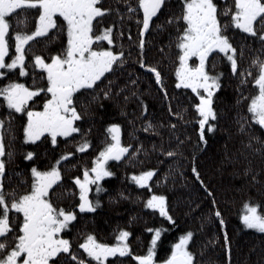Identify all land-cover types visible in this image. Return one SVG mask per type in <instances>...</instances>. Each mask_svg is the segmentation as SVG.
Here are the masks:
<instances>
[{"label":"snow or ice","instance_id":"6c2138e0","mask_svg":"<svg viewBox=\"0 0 264 264\" xmlns=\"http://www.w3.org/2000/svg\"><path fill=\"white\" fill-rule=\"evenodd\" d=\"M120 2L124 6L122 9L105 7L103 0H0V109H6L0 111V264H64V261L68 264H106L110 257L117 258V261L109 264H124L119 258L127 257H131L136 264H196L195 254L189 245L194 235L191 230L171 243L170 252L160 261L156 257L162 243V231H165L162 227L146 229L151 233V239L143 254H133L129 243L131 233L126 229L118 231L114 243L102 242L94 234H87L78 245L86 258L73 251L64 233L77 219V214L56 206L51 195L54 186L63 183L61 164L73 156L71 152L60 155L50 167L41 169L37 163H32L37 153L26 151L23 159L32 163L28 170L30 184L22 180L21 183L26 185L22 192H17L15 188L6 190L4 186L7 166L14 162L17 155L11 144L16 139V114H21V150L26 145L35 146L37 142L49 138L51 144L56 146L58 137H71L81 132L77 122L82 121L88 111L85 97L91 96V101H95L102 92L104 98L108 99L115 88L116 95L129 91L131 96L139 99L138 83L141 76L138 74L133 78L135 69L127 73L123 86L116 87L120 78L117 73L124 75L129 59L154 76L155 84L164 92V99H168L159 64L147 63V36L154 32H166L168 47L171 49L174 45L176 49V88L191 89L195 94L190 104L198 114L196 147L206 144L207 134L214 133L219 124L220 114L214 102L218 90L223 86L222 77L225 73H212L207 70V64L213 57L222 54V58L230 65L231 75L239 78L234 122L238 126L237 133L247 137V143L241 140L243 147L240 154L245 157L248 154L264 156V140L260 135L253 134L254 125L264 130V56L258 54L250 61L249 68L255 69V74L253 71L241 70L237 57L238 54L243 57L246 45L241 44L238 50L233 43L238 33L247 34L244 39L259 43L261 47L258 52L264 53V0H178V14L172 12V0ZM162 11L166 19L155 22L153 18L159 19L158 14ZM18 13L23 15L17 19L14 28L11 18ZM114 13L117 19L109 24V17ZM125 19L135 20L138 27L137 39L133 40L130 35L128 37L131 43L127 45V52L126 45L119 39L123 31L116 32L117 23L123 28ZM230 31L232 35H229ZM41 40L48 49V55L33 53L29 56L32 44ZM57 43L59 46L53 51L50 45ZM133 51H136L135 58H132ZM193 58L198 62L190 63ZM29 66L33 70L31 85L20 80L29 75ZM212 67L215 68V63ZM36 69L40 70V80L46 81L41 86L36 83ZM109 76L113 79H109ZM4 80L7 82L4 83ZM105 80L108 81L107 85H104ZM249 82L253 88L246 94L244 86ZM129 85L137 90L132 91ZM41 93L44 96L42 107H33L29 102L35 103L34 98ZM124 99L127 102L129 97L125 96ZM139 102L144 108L141 112L143 118L148 106L143 100ZM186 111L187 108L172 112L169 107V112L179 120L184 119ZM121 115H125L123 110ZM169 127L175 136L176 125L170 124ZM155 128L151 120L145 121L143 125L145 132L154 131ZM121 131L120 123H109L105 128L104 146L93 158L92 166L83 167L82 178L79 175L72 177L78 189L79 204L76 207L80 213L95 212L100 206V200L90 199L89 193L92 186H95L97 197L105 191L101 181L115 175L109 168V161L123 162L126 154L134 158L142 150L137 147L135 152L130 153L133 146L122 143ZM134 131L129 135L134 136ZM6 138L9 143L5 142ZM183 143L178 140L177 148ZM90 146L91 142L83 138L77 151L84 152ZM182 154L176 150L164 152L169 158ZM192 161L191 171L195 181H199L207 195L212 196L196 166L195 155ZM250 165L251 161L249 167L244 169L245 176L253 171ZM155 171L144 170L130 178L143 188L149 186ZM258 171L251 177L253 183L259 182ZM14 174L23 175L22 172ZM148 190L151 192L150 186ZM212 205L215 208V199ZM144 207L174 223L166 195L152 193L144 202ZM214 216L223 228L225 221L218 208ZM239 219L244 227L264 233V203L245 202ZM210 243H215V240ZM224 246L230 251L227 233L224 235Z\"/></svg>","mask_w":264,"mask_h":264},{"label":"trees","instance_id":"16d2710c","mask_svg":"<svg viewBox=\"0 0 264 264\" xmlns=\"http://www.w3.org/2000/svg\"><path fill=\"white\" fill-rule=\"evenodd\" d=\"M103 2L105 7L115 9L124 7L120 0H103ZM172 4V12L178 14L180 11L178 0H172ZM140 15L142 17V13ZM158 17L159 19L154 17L153 20L162 22L166 19L163 11L158 14ZM116 19L114 13L109 17V24ZM120 31L124 34L119 39L126 45L127 52L129 51L127 45L131 43L128 40L129 35L133 40H136L138 35L135 20L125 19L123 28L117 23L116 32ZM229 35H232L231 31ZM246 35L238 33L233 40L238 50L241 44L246 45L243 57L241 58L238 54V66L241 70L253 71L255 74V69L249 68L250 61L258 54L264 56V53L258 52L261 47L259 43L251 39L245 40ZM147 41V63L159 64L168 99H164V92L160 91V86L155 84L154 76L147 69H141L139 64H133L132 59H129L124 75L117 73L120 78L116 87L123 86L126 83L127 73L135 69L133 78L138 74L141 76L138 83L139 99L131 96L129 91L116 95L115 88L112 97L108 99L104 98L102 92L95 101H91V96H87L84 98V103L89 105L88 111L84 114L82 121L77 122L81 127L80 133H74L71 137H58L56 146H53L49 139H42L43 142H38L35 146L27 145L28 148H38L41 151L39 156L44 158V168L50 167L60 155L73 153V156L68 157V160L61 164L63 183L58 187L54 186L51 190L52 202L56 206L72 210L77 214V219L65 231V238L70 240L73 251L86 258V254L78 248V245L83 242L87 234H94L102 242L114 243L118 231L126 229L131 233L129 243L133 254H143L151 239V233L146 229L162 227L165 231H162V243L158 247L156 257L157 261H160L170 252L171 243H175L181 234L191 230L194 235L189 245L190 250L195 254L196 264H264V233L244 227L239 219L245 202L264 203V156L248 154L245 157L240 154L243 147L241 140L247 143V137L237 133L238 126L234 122L237 112L236 87L239 78L231 75L230 65L222 58V55L213 57L208 62V71L225 73L222 77L223 86L218 90L214 102L220 114V120L214 133L207 134V143L200 144L197 148L198 114L190 104L195 94L191 92V89L176 88L174 74L176 49L174 45L171 49L168 47L169 37L166 32H154L147 36ZM40 42L44 43L43 40ZM58 46V43L50 45L53 51ZM42 49L45 53L48 52L45 46ZM135 57L136 51H133L132 58ZM213 63L215 68L212 67ZM28 78H31L32 82V75ZM109 79L113 77L109 76ZM40 82V77L37 75V86ZM107 83L108 81L105 80L104 85ZM129 88L132 91L137 90L131 88V85ZM252 88L253 85L249 82L244 86L245 93L247 94ZM125 96L129 97L127 102H125ZM140 100L148 106V111L143 118H141V112L144 108ZM169 107L172 112H181L187 108L184 119H177L169 112ZM122 110L125 115H121ZM148 120L156 126L154 131L143 130V125ZM185 121L189 122L185 123ZM109 123L121 124L122 143L133 146L130 148V153L135 152L137 147H141L142 150L134 158L126 154L123 162L109 161V168L115 175L101 181L105 191L101 192L99 197L95 192V186H92L89 193L90 199L100 200V206L95 212L80 213L76 207L79 204L78 189L75 188L72 177L77 175L81 177L83 167L92 166L93 158L104 146L105 128ZM170 124L176 125L175 136L170 131ZM134 129V136L129 135ZM16 132L19 130L16 129ZM253 134L260 135L264 140V130H260L256 125H254ZM83 138H87L91 146L84 152H79L77 148ZM178 140L184 141L180 148H177ZM169 150H176L183 154L169 158L164 155V152ZM244 151L247 153L248 150ZM194 155L196 166L212 192V196H208L200 186V182L195 181L191 171ZM37 159L36 156L34 159L36 163ZM249 161L253 171L245 176L244 169L249 167ZM150 169L156 170L149 181L151 192L148 190L149 186L142 188L130 178L133 174ZM257 170H259L257 175L259 182L253 183L251 177L257 174ZM152 193L166 195L174 223L160 217L158 212L154 213V210L144 207V202ZM213 199L216 201L215 208L212 205ZM217 208L225 221L223 228L219 224V219L214 216ZM130 220L131 223H129ZM225 233L230 241V251L224 246ZM137 237L140 239L137 240ZM211 240H215V243H210ZM119 259H122L124 264H136L131 257ZM111 261H117V258H108L106 264ZM64 264L68 262L64 261Z\"/></svg>","mask_w":264,"mask_h":264},{"label":"flooded vegetation","instance_id":"af4514ba","mask_svg":"<svg viewBox=\"0 0 264 264\" xmlns=\"http://www.w3.org/2000/svg\"><path fill=\"white\" fill-rule=\"evenodd\" d=\"M22 16V14L18 13L16 16H13L11 18V22L13 24V27L15 28L16 25V21L17 19H19ZM30 26V25H29ZM21 27H23V25H21ZM14 43V41H13ZM35 44V45H34ZM31 46V50L29 51L28 55L31 56L33 53L35 54H43V55H48V52L45 53L44 52V43L42 42H38V43H34ZM12 52L14 53V47L12 48ZM222 55V54H221ZM32 69L29 66V75L26 78H20L21 82H24L28 85H31L32 82L30 81V79L28 77H30L32 75ZM37 75H39L40 70L36 69L34 70ZM40 77V76H39ZM41 81V80H40ZM4 83H6L7 81L4 80ZM46 81H41L39 86H41L42 84H45ZM44 99L43 93H41L39 95V97L34 98L35 103H33L32 101H30L29 103L33 106V107H42V101ZM0 111H6V109H0ZM21 114H16V116L18 117V119L15 121L16 125H17V130H19V132H16V139L14 141H11L12 146L16 149L17 151V155L16 158L14 160V162H11L8 164L7 168V175L4 178V186L6 190H11L13 188L16 189L17 192H22L24 191L26 185L22 184L21 181L22 180H27L30 184V172L28 171L31 166L32 163H36L35 160L32 161V163H29L28 161H25L23 159V155L26 153V151H35L37 153V164L39 165V167L41 169H44V158L39 156V151L38 148H28L27 145L24 147L23 150H21V142L23 139V132H22V128L19 127L21 121L19 119ZM43 139V138H42ZM50 140V138H49ZM6 143H9V140L6 138L5 140ZM50 142V141H49ZM38 143V142H37ZM56 155H57V151H56ZM16 172H22L23 175L21 176H17L14 173Z\"/></svg>","mask_w":264,"mask_h":264},{"label":"rangeland","instance_id":"374dc122","mask_svg":"<svg viewBox=\"0 0 264 264\" xmlns=\"http://www.w3.org/2000/svg\"><path fill=\"white\" fill-rule=\"evenodd\" d=\"M192 62H198V61H196L195 60V58H193L191 61H190V63H192ZM139 174V173H138ZM134 175V174H133ZM83 176V175H82ZM82 176H81V178H82ZM151 195V194H150Z\"/></svg>","mask_w":264,"mask_h":264}]
</instances>
